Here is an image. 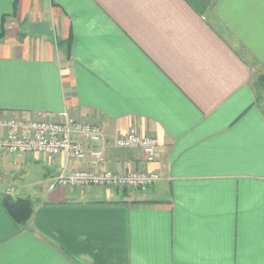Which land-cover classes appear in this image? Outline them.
<instances>
[{"label":"crops","instance_id":"crops-1","mask_svg":"<svg viewBox=\"0 0 264 264\" xmlns=\"http://www.w3.org/2000/svg\"><path fill=\"white\" fill-rule=\"evenodd\" d=\"M0 32V114L69 110L161 148L0 153V264H264V0H0ZM84 167L161 177L50 189ZM11 193L33 202L26 226Z\"/></svg>","mask_w":264,"mask_h":264},{"label":"built area","instance_id":"built-area-1","mask_svg":"<svg viewBox=\"0 0 264 264\" xmlns=\"http://www.w3.org/2000/svg\"><path fill=\"white\" fill-rule=\"evenodd\" d=\"M0 153L31 154L47 157L65 155L71 159H83L87 154L95 164L104 163L111 146L118 148H140L145 162L151 163L161 155L159 139L142 133L136 125L130 126L115 137L109 136L103 124L88 120L63 110L56 117L33 116L24 112L0 114ZM91 144L90 149L87 144ZM159 170L130 169L127 172L110 168L62 169L50 189L61 187H104L114 189H136L145 191L160 179Z\"/></svg>","mask_w":264,"mask_h":264},{"label":"trees","instance_id":"trees-1","mask_svg":"<svg viewBox=\"0 0 264 264\" xmlns=\"http://www.w3.org/2000/svg\"><path fill=\"white\" fill-rule=\"evenodd\" d=\"M3 35L4 33L0 32V37ZM258 84L264 87V73L259 76ZM3 204L12 218L21 226H26L34 212L33 202L27 197L14 198L4 195Z\"/></svg>","mask_w":264,"mask_h":264},{"label":"rangeland","instance_id":"rangeland-1","mask_svg":"<svg viewBox=\"0 0 264 264\" xmlns=\"http://www.w3.org/2000/svg\"><path fill=\"white\" fill-rule=\"evenodd\" d=\"M264 72H262V73H260V75L261 74H263ZM259 75V76H260ZM259 78V77H258ZM259 86H261V85H259ZM260 93L264 96V88H260ZM109 134V133H108ZM110 136V135H109ZM161 173V172H160ZM108 189H114V188H108ZM3 194H5V193H3ZM8 195H10V196H12V197H14L13 195H12V193L11 194H8ZM18 197H27L26 195H22V194H20V196H18ZM28 198V197H27ZM34 207V206H33ZM27 225V224H26Z\"/></svg>","mask_w":264,"mask_h":264}]
</instances>
